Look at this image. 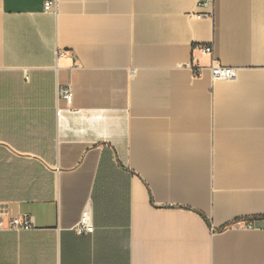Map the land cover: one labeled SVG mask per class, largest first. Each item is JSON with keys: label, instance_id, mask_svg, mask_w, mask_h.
Masks as SVG:
<instances>
[{"label": "crops", "instance_id": "crops-1", "mask_svg": "<svg viewBox=\"0 0 264 264\" xmlns=\"http://www.w3.org/2000/svg\"><path fill=\"white\" fill-rule=\"evenodd\" d=\"M46 1L0 0V213L34 222L0 264H264V0Z\"/></svg>", "mask_w": 264, "mask_h": 264}, {"label": "built area", "instance_id": "built-area-1", "mask_svg": "<svg viewBox=\"0 0 264 264\" xmlns=\"http://www.w3.org/2000/svg\"><path fill=\"white\" fill-rule=\"evenodd\" d=\"M205 5H209L212 0H201ZM56 0H47L45 2V10L53 11L56 8ZM204 54H213V47L206 45L201 48ZM59 55H65V52H58ZM211 76L214 80H231L234 79L237 74V68L232 66H226L221 64L216 58L212 59L210 66L208 67ZM205 68H194V74L202 75ZM58 98L64 100L69 108H74V90L71 85L61 86L58 88ZM247 227L251 228L252 225L248 224ZM11 230H29L34 228V222L31 218H11L7 221L4 220L3 215L0 213V229ZM76 231L80 234L90 233L94 230L92 212L89 208H85L82 212L80 221L76 226Z\"/></svg>", "mask_w": 264, "mask_h": 264}]
</instances>
